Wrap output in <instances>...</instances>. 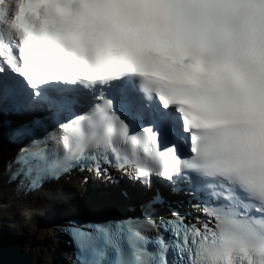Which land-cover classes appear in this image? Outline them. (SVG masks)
Wrapping results in <instances>:
<instances>
[{"label": "snow or ice", "instance_id": "snow-or-ice-1", "mask_svg": "<svg viewBox=\"0 0 264 264\" xmlns=\"http://www.w3.org/2000/svg\"><path fill=\"white\" fill-rule=\"evenodd\" d=\"M0 116L17 193L111 168L202 213L69 221L75 264H264V0H0Z\"/></svg>", "mask_w": 264, "mask_h": 264}, {"label": "bare ground", "instance_id": "bare-ground-1", "mask_svg": "<svg viewBox=\"0 0 264 264\" xmlns=\"http://www.w3.org/2000/svg\"><path fill=\"white\" fill-rule=\"evenodd\" d=\"M7 151L0 150V171L3 168V160L6 157ZM67 185V184H66ZM69 185V183H68ZM11 197L3 188H2V179L0 178V200H9L11 203L10 215L13 216V211L23 206L22 202H17L8 198ZM3 210V209H2ZM4 211V210H3ZM8 211V212H9ZM4 216L5 213L1 212L0 207V216ZM58 233L53 230L49 225L48 220L42 225L37 222L33 229L26 230L22 234V239L20 241V248L26 252L31 253L35 259L36 264H55L61 262L62 247L57 242ZM58 264V263H57Z\"/></svg>", "mask_w": 264, "mask_h": 264}, {"label": "water", "instance_id": "water-1", "mask_svg": "<svg viewBox=\"0 0 264 264\" xmlns=\"http://www.w3.org/2000/svg\"><path fill=\"white\" fill-rule=\"evenodd\" d=\"M11 248H14L17 251V253L19 254L18 259L20 261V264H32L31 258L28 255L19 251L16 247H11Z\"/></svg>", "mask_w": 264, "mask_h": 264}, {"label": "rangeland", "instance_id": "rangeland-1", "mask_svg": "<svg viewBox=\"0 0 264 264\" xmlns=\"http://www.w3.org/2000/svg\"><path fill=\"white\" fill-rule=\"evenodd\" d=\"M26 229H28V228H26Z\"/></svg>", "mask_w": 264, "mask_h": 264}]
</instances>
